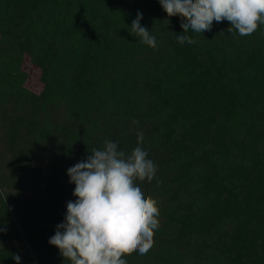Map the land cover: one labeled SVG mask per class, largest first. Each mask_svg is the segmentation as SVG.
Segmentation results:
<instances>
[{
  "label": "trees",
  "instance_id": "16d2710c",
  "mask_svg": "<svg viewBox=\"0 0 264 264\" xmlns=\"http://www.w3.org/2000/svg\"><path fill=\"white\" fill-rule=\"evenodd\" d=\"M138 11L156 48L129 31ZM230 26L183 33L159 0H0V264H68L49 243L67 169L137 132L159 228L127 264H264V25Z\"/></svg>",
  "mask_w": 264,
  "mask_h": 264
},
{
  "label": "clouds",
  "instance_id": "9594fccd",
  "mask_svg": "<svg viewBox=\"0 0 264 264\" xmlns=\"http://www.w3.org/2000/svg\"><path fill=\"white\" fill-rule=\"evenodd\" d=\"M168 16L181 18L183 33L210 31L213 22H230L229 33L240 36L254 33L264 25V0H159ZM142 13L129 28L130 33L152 48L156 38L141 25ZM180 44L197 41L178 35ZM136 123V121H134ZM138 146L128 154L118 150V143L105 140L102 149L67 169L75 184V201L67 202L64 222L49 238L68 264H127L122 258L138 251L146 255L154 245V230L159 228V208L152 196L142 192L136 181L151 182L156 163L140 145L143 133L137 132ZM159 183V181H157ZM13 259L20 264L21 257Z\"/></svg>",
  "mask_w": 264,
  "mask_h": 264
},
{
  "label": "rangeland",
  "instance_id": "374dc122",
  "mask_svg": "<svg viewBox=\"0 0 264 264\" xmlns=\"http://www.w3.org/2000/svg\"><path fill=\"white\" fill-rule=\"evenodd\" d=\"M32 66L31 65H29L28 66V69H30ZM31 72V78L32 79H35V78H37V72L34 70V71H30ZM3 232H5L6 234L8 233V231H3Z\"/></svg>",
  "mask_w": 264,
  "mask_h": 264
}]
</instances>
